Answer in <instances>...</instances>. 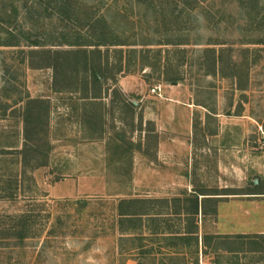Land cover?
I'll return each instance as SVG.
<instances>
[{
	"label": "rangeland",
	"instance_id": "obj_1",
	"mask_svg": "<svg viewBox=\"0 0 264 264\" xmlns=\"http://www.w3.org/2000/svg\"><path fill=\"white\" fill-rule=\"evenodd\" d=\"M104 2L88 12L134 45L100 47L102 93L85 99L72 63L30 66L43 62L30 50L72 48L50 45L75 40L68 11L0 0V42L20 39L0 45V264H264V250L217 238L264 232V0ZM26 36L45 45L27 47ZM29 98L44 120L39 167L21 154ZM198 193H217L205 195L217 197L206 213L174 212ZM129 198L159 199L143 206L165 215L121 227ZM189 225L196 234L168 237Z\"/></svg>",
	"mask_w": 264,
	"mask_h": 264
},
{
	"label": "trees",
	"instance_id": "obj_2",
	"mask_svg": "<svg viewBox=\"0 0 264 264\" xmlns=\"http://www.w3.org/2000/svg\"><path fill=\"white\" fill-rule=\"evenodd\" d=\"M50 1L57 2L58 6L66 11H68L67 17L64 15V18H67L69 22H71V28L73 27L72 34L73 37H76L75 40H61L57 42V44H53L54 42H50V45H68L72 48L67 50H30V54H36V57L40 54V59H42V63L40 64H34L33 60H30V66L32 67H44L47 65H59L64 66L67 64H71V67L76 69L77 72V79L75 82L80 81L81 87L80 90L82 91L83 98H100L102 93V83H101V70L102 66H105L106 71L108 70V56L105 57L104 53L101 52L100 47L101 46H122V45H134V43H129L128 40H122L121 36L116 34L115 30L112 29V25L108 23V21L105 18V14H96V11L88 12V8L91 6L92 9H97V7L101 6L103 7V4H105L104 1L106 0H95V4L89 3V0H48V3ZM72 3H75L78 5L77 7L72 8L70 6ZM147 1V0H146ZM147 2L148 6H150L153 2V0H148ZM197 1V0H195ZM41 2V0H39ZM137 2H141V0H137ZM47 3V4H48ZM74 3V5H75ZM90 4V6H88ZM94 5V6H93ZM88 7V8H87ZM14 11H16V7L13 6ZM71 8V9H70ZM192 8H194L192 6ZM67 13V12H65ZM175 15V14H173ZM178 15H175V18H178ZM69 17V18H68ZM10 36L2 42H0V45L3 46H15L19 45L20 39L17 38L15 34L12 32L9 33ZM67 34V33H66ZM69 34V33H68ZM65 35V34H64ZM26 46L27 47H41L45 44L40 42L37 39H32L31 36H26ZM172 42L167 43H161V41L158 42H151V45H161V44H171ZM148 44V43H147ZM149 44V45H150ZM172 44H181L180 42H173ZM51 54V55H50ZM63 56V58L61 57ZM33 59V58H32ZM73 59V60H72ZM215 62V61H214ZM213 62V66L215 68V63ZM126 69V67H125ZM215 71V69H214ZM81 72V73H80ZM111 77V76H110ZM112 79V78H110ZM113 80V79H112ZM174 81V79H173ZM176 81V80H175ZM109 89V88H108ZM107 92V89H106ZM37 103L36 100H32L29 98L27 102L25 103V108L22 112V122H23V131L22 136L25 141L24 148L21 150V154L24 160H26L27 157L31 156V158H38L41 157V162L36 165V167L46 165L47 163V156L44 154V152L41 151V147L39 144L40 138L42 137V124L44 123L42 112L35 108V104ZM131 106H134L133 103H130ZM134 108V107H133ZM36 109V110H35ZM35 167V166H34ZM252 194H259L258 192H251ZM202 195H210V194H217V193H198ZM216 198L212 197H204V199L199 202L198 196H193V198H184L185 202H190V207H187L186 204H184V207H182L179 211H174L178 215H184L187 218L193 217L198 215L199 208L201 207L203 209V213H206V206L205 202L207 201H216ZM159 199H140V198H129V199H122L119 203V210L118 214L120 216L119 223H121V227H123L124 222H136L138 219L145 215L149 217H154L155 215H165L161 212H147L150 211L146 209L150 206H143L144 204H152V202H156ZM172 201L180 200L179 198H173ZM171 200L165 199V202H172ZM149 204V205H150ZM169 204V203H168ZM169 209V208H168ZM216 211V210H214ZM25 218V217H24ZM25 221H20L19 229L15 228L16 232H13L17 234V237L19 239H24L28 236V223H26L28 220L27 218L24 219ZM191 222V221H190ZM189 229H184L185 232L181 231H168V237H176L177 239L179 237H186V235H194L196 234L197 227L192 228L191 225H189ZM163 233V232H162ZM207 239V237H205ZM204 238V240H205ZM215 238V237H214ZM219 240L226 239L225 244H228L231 241H236L235 243L244 245L246 243V250L240 247L241 252L249 251V252H255V251H261L264 250V234H255L250 238V236H247L245 234H238L237 236H221L217 237ZM253 238V239H252ZM180 239V238H179ZM246 240H248L246 242ZM207 241V240H206ZM222 241V240H221ZM221 243V244H223ZM205 244V241H204ZM251 249H249V246ZM258 245L257 247H255ZM224 246V245H223ZM223 248V247H221ZM233 247L227 246L224 248L225 251L235 253L238 250H233Z\"/></svg>",
	"mask_w": 264,
	"mask_h": 264
},
{
	"label": "crops",
	"instance_id": "obj_3",
	"mask_svg": "<svg viewBox=\"0 0 264 264\" xmlns=\"http://www.w3.org/2000/svg\"><path fill=\"white\" fill-rule=\"evenodd\" d=\"M119 85H121V83L119 82ZM191 116H192V114L191 113H187L186 114V117H184L185 118V120H186V134L187 135H190V134H192V126H191ZM176 118V113H174V119ZM176 124L174 123V126H175ZM168 147H171V146H168ZM173 147H177V146H173ZM162 149H164V146L163 145H160L159 146V150H162ZM198 197L199 198H204V197H207V196H205V195H202V194H198ZM214 198H217V197H214ZM258 234H264V232L263 233H258Z\"/></svg>",
	"mask_w": 264,
	"mask_h": 264
}]
</instances>
